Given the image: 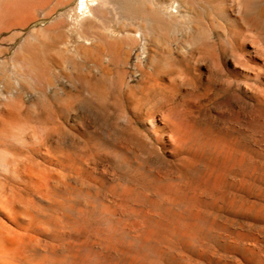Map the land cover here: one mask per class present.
<instances>
[{
  "label": "bare ground",
  "instance_id": "6f19581e",
  "mask_svg": "<svg viewBox=\"0 0 264 264\" xmlns=\"http://www.w3.org/2000/svg\"><path fill=\"white\" fill-rule=\"evenodd\" d=\"M247 102L264 120V0H0V264L188 248L193 207L231 172L241 188Z\"/></svg>",
  "mask_w": 264,
  "mask_h": 264
},
{
  "label": "rangeland",
  "instance_id": "374dc122",
  "mask_svg": "<svg viewBox=\"0 0 264 264\" xmlns=\"http://www.w3.org/2000/svg\"><path fill=\"white\" fill-rule=\"evenodd\" d=\"M224 106L238 108V103L231 101ZM240 106V109L248 117L245 124L247 127L245 148L248 155L241 177V188L237 189L236 185L239 180L231 172L225 187L218 186L213 191L210 190L211 197H224L225 201L223 203L210 204L207 207H193L194 213L204 215L205 218L201 221V229L195 239L196 241H191L188 248L175 247L174 245L167 246L166 243H163L165 241L160 239L154 241L143 237H134L132 247L130 246L131 250L129 249L130 258L119 255L120 264H138L132 258L136 260L141 258L144 262L156 261L157 264H264V120L257 106L249 102L240 104ZM149 161L150 168L155 174L165 176L179 174L177 166L168 157L154 156ZM204 170L205 165L201 163L195 167V170H191L188 175L197 179V176L203 173ZM146 185L150 190V200H152L151 190L155 182L147 180ZM190 194H194V191H191ZM213 206L215 208H212ZM175 210L182 211L183 208L179 206ZM139 211L147 214L155 212L149 205L135 207V212ZM159 211L171 214L167 205L159 208ZM151 226L155 227L154 221H151ZM181 240L185 241L184 238ZM162 245L165 248H161ZM180 250H183V252ZM135 252L139 254L135 256ZM182 255H185V257Z\"/></svg>",
  "mask_w": 264,
  "mask_h": 264
}]
</instances>
